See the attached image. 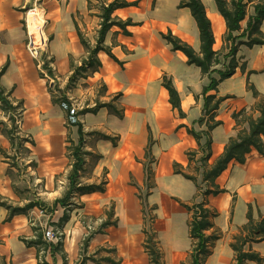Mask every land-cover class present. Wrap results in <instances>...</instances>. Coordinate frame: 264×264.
<instances>
[{
  "label": "crops",
  "instance_id": "0c3cea01",
  "mask_svg": "<svg viewBox=\"0 0 264 264\" xmlns=\"http://www.w3.org/2000/svg\"><path fill=\"white\" fill-rule=\"evenodd\" d=\"M126 1H137V4L117 8L112 16L131 19L134 24L127 26L130 35L112 26L104 39V46L109 47L118 61L100 51L99 70L66 90L72 63L79 65L87 56L76 25L93 46L99 28L100 1L91 5L89 0H0V68L5 66L0 87L9 93L14 104L21 102L19 131L34 142L28 148V159L34 161L35 166L28 168L42 188L39 198L48 201L45 204L51 210L33 207L26 213L10 216L9 210L0 206V264H96L90 257H110L118 264H150L144 247L145 230L156 233L163 264H191L193 240L188 227L191 214L183 204L199 201L200 190L194 181L175 173L173 164H179L184 172L197 178L200 176L194 173V163L188 161L187 152L196 150L198 145L187 128L196 132L206 129L205 123H198L204 102L202 89L209 83L210 76L218 78V74H202L198 66L188 64L181 51L172 50L161 38V32L170 30L199 51L196 23L188 8L178 7L181 0H159L153 9L146 0ZM201 1L211 21L213 48L224 54L229 48L224 41L225 21L213 0ZM32 6L42 11L40 30L46 39L37 59L26 48L30 31L25 14ZM248 10L251 12L250 5ZM91 15L97 21L92 34L85 32L84 26ZM244 25L245 21L242 27ZM261 30L264 33V21ZM235 58L238 66L232 75L208 92L223 98L215 113L221 123L211 131L210 164L236 134L232 113L242 109L250 111L257 101L249 85L264 97V45H240ZM227 61L222 58L215 68L222 69ZM163 75L171 79L178 92L182 115L169 103L162 85ZM88 83L91 86L99 83L105 89L86 97ZM52 91L57 95L52 96ZM116 94L120 95L114 104L122 109L121 118L106 107L80 114L84 149L88 152L84 166L90 170L81 181L105 182L104 191L74 196L68 207H52L51 202L60 198L68 186L71 158L67 146L70 141L78 140L77 126L66 123V114L59 105L60 96L66 95L81 111L97 101L108 102ZM5 114L0 108V120L7 121ZM148 145L153 158V186L149 189L144 169ZM0 148L7 154L13 150L1 132ZM7 159L0 152V200L22 206L8 173L11 167ZM215 183L224 191L206 197L207 206L216 215L210 219L213 227L205 233L218 231L220 237L213 242L202 264H232L234 251L230 242L246 223L248 207L251 206L255 219L264 215V154L253 149L243 164L231 162ZM139 189L146 190L144 196ZM142 198L149 207L146 214ZM111 206V220H116V224L93 232L84 245L88 231L82 216L96 219L95 227L99 226L107 219ZM64 212L68 217L62 220ZM48 227L62 232L61 249L53 254L48 245L38 247L25 241L34 239L36 231L42 233L44 240L43 232ZM245 249L258 252L264 264V240L247 244ZM247 264L258 263L248 261Z\"/></svg>",
  "mask_w": 264,
  "mask_h": 264
},
{
  "label": "trees",
  "instance_id": "16d2710c",
  "mask_svg": "<svg viewBox=\"0 0 264 264\" xmlns=\"http://www.w3.org/2000/svg\"><path fill=\"white\" fill-rule=\"evenodd\" d=\"M216 8L220 15L223 17L226 25V32L224 34V41L229 44L228 51L224 54L219 53L213 48L214 35L212 31L211 21L207 16L205 6L201 0H181L178 7H186L189 9L191 16L193 17L199 35L200 48L197 52L194 48L183 41L170 30L161 32V38L168 43L172 50L181 51L186 57L188 64H194L198 66L204 75L210 76L211 73L217 72L218 78L210 76L209 83L203 87V108L202 116L199 118L198 123H205L206 129L201 132H196L191 128H187L196 140L198 148L196 150H190L187 152L189 163H194V173L199 174L201 177V183L204 188H199L197 176L194 174L186 173L177 163L173 164L174 172L182 174L185 178L195 182L201 196L199 201L193 202L192 204H183L184 207L190 212L191 218L188 224L189 236L193 240V247L191 252V264H202L207 255L211 252V246L213 242L220 237V232L214 231L207 235L205 232L213 227L211 217L216 215L215 211L210 210L206 204V197L210 194L217 195L224 191L218 187L215 183V179L228 167L231 162L243 164L249 153L254 149L259 154H264V97L261 96L253 86L249 85L254 96L257 98L256 103L250 111L246 109L239 110L232 113V117L236 124V134L229 138L225 144L222 153L214 160L213 163H208L211 155V131L221 123L220 120L215 118L216 110L223 100L222 97H217L215 94H209L210 90L216 89L218 83L225 78L232 75L235 68L238 66V62L235 55L240 45L252 47L253 45H264V33L261 30V24L264 21V0H213ZM137 1H126V0H111L106 3L100 1L99 5V28L97 30V36L95 44L92 46L83 36L79 27L76 25V31L80 38V42L87 51V56L82 59L79 65L72 63V72L68 77V81L65 89H71L81 78H87L94 72L98 71L101 62L98 58V53L104 51L115 61L118 59L111 53L109 47L104 46V39L106 33L112 26L119 27L123 34L130 35L127 30V26L133 25L131 19H119L113 17L112 13L115 9L121 7H127L136 5ZM251 6V12L248 10V6ZM245 21V25L242 27V22ZM228 60L222 69H217L215 66L221 63V59ZM120 63V62H119ZM241 69L244 66L241 65ZM5 70V66L0 68V76ZM162 85L168 93V100L173 109L178 111V114L182 115L183 112L180 108V98L177 90L172 84L170 78L166 75L162 76ZM100 89L104 91L105 87L100 86ZM101 91V90H100ZM120 94L114 95L108 102H95L91 108L78 111V115L88 111L95 112L100 107H106L112 114H116L118 117L123 116L122 109L118 108L114 101L118 99ZM66 95L60 96V99H66ZM0 108L8 115L7 121L0 120V132L4 134L11 145V148L22 147L24 142L29 141L30 144L34 142L30 139L21 138L19 136V125L17 122L20 120L21 102L13 103L9 99V93L0 87ZM8 113V114H7ZM257 114L254 116L253 114ZM78 140L77 142L70 141L67 146L68 155L71 158V168L69 170L67 180L68 186L65 193L53 201L52 207L57 205L68 207L71 204V198L83 194L92 193L95 191L103 192L104 183H83L81 177L85 172L90 171L85 168V156L88 152L84 149V139L81 124L78 123ZM202 138L204 141L201 142ZM18 147V148H19ZM28 151V149H26ZM0 152L4 157L9 159H16L17 156H8L6 152L0 148ZM199 156L197 157V155ZM145 155L147 158L144 164L146 173V187L149 189L153 186L152 183V168L151 163L153 158L150 156V147L148 145ZM10 167H14V163L10 162ZM30 165L35 166L34 162ZM8 173H10L8 169ZM15 186V185H14ZM141 198V197H140ZM0 206H3L9 210V215L16 213H26L33 207H38L41 210H47L49 207L43 201H28L24 206H12L5 200H0ZM143 212L146 214L148 210L147 202L142 198ZM153 209V207H151ZM113 215V206L107 212V219L103 220L96 231H101L108 225H115L116 220H111ZM68 217L67 213L64 212L62 220ZM247 221L241 226L239 231L233 235L230 246L234 251V262L232 264H247L248 261H255L261 264L263 257L256 251L251 249L246 250L245 245L253 242H259L264 240V215H260L255 219L252 215L251 206L248 207L246 214ZM150 219L153 216L150 215ZM57 231H61L58 230ZM144 247L148 253L150 264H163L161 260V252L158 246V240L156 233L153 230H145ZM92 233L86 235L83 239V244H87ZM28 245H35L38 247L50 248L52 254L56 251H60L62 244V234L60 239L56 243L47 244L42 240V233L36 231V237L32 240H25ZM110 252H114V249H107ZM96 264H102L101 261H105L110 264H118L115 260L110 257L101 259L90 257Z\"/></svg>",
  "mask_w": 264,
  "mask_h": 264
},
{
  "label": "rangeland",
  "instance_id": "374dc122",
  "mask_svg": "<svg viewBox=\"0 0 264 264\" xmlns=\"http://www.w3.org/2000/svg\"><path fill=\"white\" fill-rule=\"evenodd\" d=\"M97 0H89V2H91V5H96L97 4V2H96ZM98 1H101V0H98ZM102 1H107V0H102ZM143 1V0H142ZM146 1H148V4L151 6V8L153 9V7H155V4L159 1V0H146ZM33 7V6H32ZM39 7V6H38ZM92 9H95V8H92ZM27 10V9H26ZM25 10V11H26ZM28 11V10H27ZM95 11H93V13H94ZM77 17H78V19H80V15H79V12H77ZM27 15L25 14V17H26ZM82 18V17H81ZM87 23H85L84 24V22H83V24H84V26H85V32L88 30L89 32H90V34H92L94 31H95V28H96V17H94L93 15H91L90 17H87ZM39 32V31H38ZM36 36H37V38H36V41L38 40V35H37V33H36ZM227 43V42H226ZM227 47H228V43H227ZM222 50L220 51V53L222 54ZM88 85V87H86V89H88V91H87V93H86V97H93V95L96 93V91H98V90H100V85H99V83H96L94 86H91L89 83L87 84ZM92 87V88H91ZM54 91H55V89H54ZM55 95H57V93L56 92H53L52 91V96H55ZM82 110H84V108L82 109ZM80 111V110H79ZM17 124L19 125V121L17 122ZM19 136L21 137V138H25V140L26 139H30V136H26V135H24V134H22V133H20V131H19ZM19 146H17V147H14L13 148V150L12 151H10V153L9 154H7L8 156H17V158L16 159H7V162H9V164H10V162H13L15 165H14V167H11L10 168V176H11V178H12V180L14 181V185H15V187H16V190H17V194H18V197H19V200H20V202H23L22 203V206H24L25 204H27L28 203V201L30 200V201H34V202H38V201H43L42 199H40L39 198V193L41 192V190H42V188H40V184H39V182H37L31 175H30V171H29V166L30 167H32L31 165H30V163L31 162H34V161H31L30 159H28V151H26V149H28L29 147H31V144H30V142L29 141H26V142H24V144L22 145V147H19ZM28 160H30V161H28ZM33 168V167H32ZM198 180V185H199V188H204V186L202 185V183H201V177L199 176L198 178H197ZM140 190V194L142 195V196H144L145 195V193H146V190H144V189H139ZM27 200V201H24V200ZM7 203H9V204H13V202H10L9 200H5ZM43 202H48V201H43ZM49 203V202H48ZM47 203V204H48ZM51 203H53V201L51 202ZM50 203V204H51ZM18 203H16V204H13L12 206H19V205H17ZM22 206H20V207H22ZM48 211H51L50 209H47V212ZM53 211V210H52ZM34 217H35V215H33ZM83 217H84V219H83ZM82 221H85L84 223V225H85V227H86V230L88 231V233L86 234V235H88V234H90V233H93V232H97L96 231V229L99 227L98 225V227L96 226L95 227V225H96V219H94V218H92V217H90V216H82ZM102 222V221H101ZM100 222V223H101ZM100 225V224H99ZM40 229V228H39ZM44 229V228H43ZM56 231V230H55ZM56 235H57V232L55 233ZM86 237V236H85ZM84 237V238H85Z\"/></svg>",
  "mask_w": 264,
  "mask_h": 264
},
{
  "label": "built area",
  "instance_id": "2783aa9c",
  "mask_svg": "<svg viewBox=\"0 0 264 264\" xmlns=\"http://www.w3.org/2000/svg\"><path fill=\"white\" fill-rule=\"evenodd\" d=\"M32 9H36V8L33 7ZM37 35H38V40L36 41L37 38L36 33L28 32V37L26 42L27 51L35 59L39 58L41 51L43 50V47L46 44V39L43 37L41 30H39ZM39 65L42 66L43 63H39ZM59 105L66 114V119H65L66 123L71 126H77L78 123H80V116L78 115L77 106L73 104L72 101L68 98L61 99ZM56 232L57 235L55 234ZM61 234L62 232L54 231L53 228L48 227L43 232V239L48 243H56L60 239Z\"/></svg>",
  "mask_w": 264,
  "mask_h": 264
},
{
  "label": "bare ground",
  "instance_id": "6f19581e",
  "mask_svg": "<svg viewBox=\"0 0 264 264\" xmlns=\"http://www.w3.org/2000/svg\"><path fill=\"white\" fill-rule=\"evenodd\" d=\"M27 21H28L29 31L38 34L41 24L43 23L42 11L38 9L29 10L27 14Z\"/></svg>",
  "mask_w": 264,
  "mask_h": 264
}]
</instances>
